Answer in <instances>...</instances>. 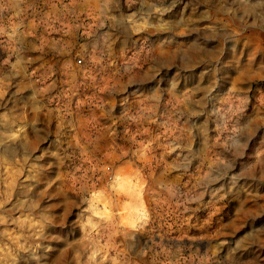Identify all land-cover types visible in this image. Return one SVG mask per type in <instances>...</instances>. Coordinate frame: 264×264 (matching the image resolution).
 I'll use <instances>...</instances> for the list:
<instances>
[{"label": "rangeland", "instance_id": "1", "mask_svg": "<svg viewBox=\"0 0 264 264\" xmlns=\"http://www.w3.org/2000/svg\"><path fill=\"white\" fill-rule=\"evenodd\" d=\"M262 18L253 45L233 27L230 61L188 64L177 78L168 70L169 88L207 100L183 113L185 141L219 142L224 155H134L136 168L175 161L188 172L182 189L146 190V207L119 205L121 161L69 143L59 112L31 121L0 105V264H264ZM148 42L138 40L140 57ZM134 211L146 222L134 223Z\"/></svg>", "mask_w": 264, "mask_h": 264}, {"label": "crops", "instance_id": "2", "mask_svg": "<svg viewBox=\"0 0 264 264\" xmlns=\"http://www.w3.org/2000/svg\"><path fill=\"white\" fill-rule=\"evenodd\" d=\"M263 16L264 0H0V105L31 112V121L59 112L69 143L89 153L95 144L96 155L121 161L119 205L146 207V190L182 189L188 172L175 161L136 168L134 155H224L219 142L185 141L183 113L207 100L169 88L168 70L177 78L188 64L230 61L233 27L253 45ZM141 38L150 44L144 58ZM151 80L159 86L136 87ZM134 214V223L146 222Z\"/></svg>", "mask_w": 264, "mask_h": 264}, {"label": "bare ground", "instance_id": "3", "mask_svg": "<svg viewBox=\"0 0 264 264\" xmlns=\"http://www.w3.org/2000/svg\"><path fill=\"white\" fill-rule=\"evenodd\" d=\"M263 39H264V34H263ZM198 46V45H197ZM194 48V47H193ZM197 48V47H196ZM193 51V50H192ZM194 52V51H193ZM198 52H200V51H198ZM207 52V51H206ZM208 53V52H207ZM209 55V54H208ZM171 56V55H170ZM191 56V55H190ZM193 57V56H192ZM170 58H172V57H170ZM201 58V57H200ZM167 59H169V58H167ZM170 60V59H169ZM169 60H168V62H169Z\"/></svg>", "mask_w": 264, "mask_h": 264}, {"label": "built area", "instance_id": "4", "mask_svg": "<svg viewBox=\"0 0 264 264\" xmlns=\"http://www.w3.org/2000/svg\"><path fill=\"white\" fill-rule=\"evenodd\" d=\"M79 62H82V59H78Z\"/></svg>", "mask_w": 264, "mask_h": 264}]
</instances>
